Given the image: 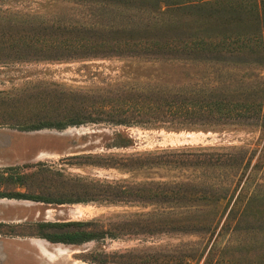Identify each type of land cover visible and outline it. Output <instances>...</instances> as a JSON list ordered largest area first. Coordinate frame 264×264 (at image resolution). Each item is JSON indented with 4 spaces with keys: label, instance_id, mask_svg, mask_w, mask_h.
Wrapping results in <instances>:
<instances>
[{
    "label": "rangeland",
    "instance_id": "obj_1",
    "mask_svg": "<svg viewBox=\"0 0 264 264\" xmlns=\"http://www.w3.org/2000/svg\"><path fill=\"white\" fill-rule=\"evenodd\" d=\"M0 9L38 14L45 20L57 15L85 20L81 7L63 0H0ZM174 13L183 20L166 24L157 37L177 38L179 44L204 38L212 41L208 48L91 51L69 53L75 56L70 60L0 63V264H181L185 255H195L191 264H264V116L219 120L148 114L133 115L144 123L132 126L107 122L62 129L25 127L42 120H61L65 107H72L69 102L61 103L58 95L69 89L95 98L116 96L117 87H133L154 98L165 90L167 97L178 99L264 102V56L254 48L229 51L218 42L224 35L253 34L259 24L250 12L210 2ZM117 130L128 132L134 146L107 149ZM187 146L192 149L184 151ZM199 146L226 147L219 151L242 156L234 181L224 179L222 162L219 173L211 170L206 178L202 165L191 160L214 150L199 151ZM168 148L174 150L160 151L157 156L173 160L171 166L153 167L135 174V179L227 185L230 191L225 198L201 201L211 203V208L175 211L190 222L218 218L213 234L190 227L145 233L140 222L129 217L154 205L104 201L99 193H86L92 182L78 178L128 177L116 168L95 164L109 154ZM181 160L188 161L181 166ZM79 197L86 199L74 201ZM71 221L89 223H67ZM84 229L113 231L117 236L105 234L81 245L45 237ZM143 255H149L150 261L144 262Z\"/></svg>",
    "mask_w": 264,
    "mask_h": 264
},
{
    "label": "trees",
    "instance_id": "obj_2",
    "mask_svg": "<svg viewBox=\"0 0 264 264\" xmlns=\"http://www.w3.org/2000/svg\"><path fill=\"white\" fill-rule=\"evenodd\" d=\"M72 2L75 7L82 8L84 22L66 17L65 15L50 17L47 20L33 13L11 12L0 9V63L10 61L31 60H70L74 53L119 51L144 52H173V51H201L212 43L204 38L199 40H162L158 30L166 24L183 20L174 11L182 10L216 2L239 8L243 12H250L259 24L253 34L224 35L218 42L227 50H242L254 48L264 56V0H63ZM11 16L29 17L30 20H9ZM186 20V19H185ZM176 24V23H175ZM68 53V54H67ZM83 57V56H82ZM228 88H223L226 91ZM122 90V91H121ZM134 90V91H133ZM63 91V90H62ZM143 91V92H142ZM162 91L160 98H154L144 93V90L131 87L130 90L117 87L116 96L95 98L91 93H80L79 90H66L58 95L61 103L69 102L72 107L64 110L65 115L56 122L38 121L25 126L28 130L55 127L62 129L68 125L83 123H112L115 125L132 126L144 123V120L134 118L133 115H151L158 118L161 114L173 116H207L215 119H232L236 117L264 116V102L262 100L242 101L209 100L200 101L188 98L178 99L167 97ZM109 92V91H108ZM134 92V94H132ZM73 102L75 103L74 105ZM66 106V105H64ZM115 140L105 147L107 149H128L134 146V139L128 132L117 130ZM117 138V139H116ZM199 151L214 150L204 153L203 157H196V165L204 168V176L209 177L211 170L219 173L222 162L224 179L234 181L240 173L243 157L234 152H221L226 147L199 146ZM236 148V147H235ZM184 151L191 150L187 146ZM173 148L155 149L143 152H129L124 154H109L105 160L95 164L102 168H116L123 174L122 178H85L93 183L86 192L88 195L99 193L104 201L137 202L142 206L154 205L152 209L132 214L131 219L140 222L145 233L155 234L157 231L166 232L171 229H197L202 234H213L219 224L218 218H201L194 222L182 219V213L175 214L177 209L207 210L211 203L204 200H220L229 193V187L223 184H196L192 181L135 179L140 174L153 167L171 166L173 160L159 159L160 151H173ZM116 153V152H114ZM188 160H181L179 165H186ZM205 179V178H204ZM221 179H223L221 177ZM240 177L238 178V181ZM206 181V180H204ZM217 187V188H213ZM88 188V187H87ZM86 198H77L76 202H84ZM63 203V202H61ZM73 225H85L89 222L71 221ZM230 223V220L228 221ZM227 223V225H228ZM235 228V226H234ZM233 228V230H234ZM186 231V230H185ZM108 234L115 238L113 231L76 230L59 236H45L53 242L81 245L87 241L97 240ZM103 235V236H101ZM211 238V237H210ZM209 238V239H210ZM144 262L150 261L149 255H143ZM195 255H185L181 264H191ZM160 264H163L160 262Z\"/></svg>",
    "mask_w": 264,
    "mask_h": 264
}]
</instances>
